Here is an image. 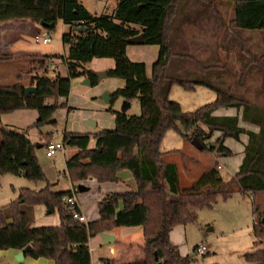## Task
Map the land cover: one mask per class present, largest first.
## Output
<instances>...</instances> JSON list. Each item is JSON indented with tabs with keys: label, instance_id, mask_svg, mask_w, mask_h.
Wrapping results in <instances>:
<instances>
[{
	"label": "trees",
	"instance_id": "obj_1",
	"mask_svg": "<svg viewBox=\"0 0 264 264\" xmlns=\"http://www.w3.org/2000/svg\"><path fill=\"white\" fill-rule=\"evenodd\" d=\"M228 1L233 5L231 31L239 35L232 48L239 56L241 80L247 72L255 70L260 74L264 87V51L253 52L241 39L246 31H258L264 35V0ZM181 10L180 0H117L110 14L98 15L89 12L78 0H0V24L43 21L51 24L46 28L49 32L61 19L71 28L62 35L63 43L68 45L66 55H30L33 62L31 72L42 71L41 75L31 77L30 85L35 87L33 92L24 93V86L17 82L0 84V115L20 109L37 112L36 120L27 129L16 130L0 122V174L9 173L32 181L45 180L35 155L37 146L30 139L28 130L55 123L53 113L65 106L60 99L68 96L71 79L84 76L91 86L97 83L94 72L86 66L91 59L112 58L114 66L107 71V76L124 80V86L110 94L108 111L115 115V127L104 128L94 134L62 132L63 144L77 149L66 160L67 176L75 185L74 191L78 192L80 182L91 176L113 179V174L101 169L94 173V170L101 164L121 161V167L130 170L135 178L148 181L151 190L161 193L160 228L147 237L146 242L153 250L156 245L163 244L173 264H190L191 259L188 255L182 256L170 243L169 222L174 219L182 224L193 222L198 209L212 207L218 197L225 199L237 191L250 197L254 217L251 234L255 248L244 253V257L263 264L264 246L259 245L264 244V206L257 197L264 192V105L250 102L223 84H215L206 75L213 68L209 64L201 66L204 71L201 76L183 70L182 62L188 54L177 39L180 27L171 24ZM81 27L82 30L79 29ZM139 34L143 36V44L158 46L157 57L149 72L146 63L132 61L126 54L127 45L132 44L131 39ZM54 57L65 64V76L59 73L48 75V62ZM173 84L187 90L203 85L213 89L216 97L194 111H184L178 102L169 99ZM117 99L136 102L139 114L129 115L127 111L114 109ZM222 107L240 110V119L256 126L257 131L239 126L237 115L215 116L214 111ZM178 125L184 132L179 131ZM168 129H176L185 139H196L201 149H210L222 156L232 155L223 139L239 140L240 135L246 134L248 139L238 170L224 179L215 162L189 187H181L178 166L166 159L170 154L181 152L160 149ZM216 131L220 135L214 143L209 148L203 145V141ZM39 134L44 146L51 142L52 133ZM91 139L94 146L90 148ZM50 186L48 183L39 190L19 187L16 198L0 206V249H16L23 256L34 259H52L54 264H91L88 241L101 231L98 222H82L74 218L72 209L62 200L73 191H52ZM123 195L127 194L105 196L100 202V218L107 219L113 214L116 227L147 223L149 214L146 206L133 197L128 208L117 209V198ZM39 204L49 212L57 210L60 223L33 226L32 209ZM169 204L179 206L177 218L169 212ZM27 246H30L29 250H24ZM145 250L143 248V252ZM100 264H146V261L136 259L122 263L104 257Z\"/></svg>",
	"mask_w": 264,
	"mask_h": 264
},
{
	"label": "rangeland",
	"instance_id": "obj_2",
	"mask_svg": "<svg viewBox=\"0 0 264 264\" xmlns=\"http://www.w3.org/2000/svg\"><path fill=\"white\" fill-rule=\"evenodd\" d=\"M78 1L89 12L97 15L110 14L117 3V0ZM180 3L183 5V10L174 16L171 24L180 27V37L177 39H180V44H182L185 52L188 54V58H185L182 62L183 70L187 73H196L198 76H201L204 74L201 66L209 64L213 68L210 69L211 73L207 72L206 75L215 84L221 86L223 84L231 92L243 96L250 102L264 105V87L260 74L252 70L245 74L244 80H241L242 74L239 56L236 49L232 48V43L234 46L239 37V35L232 34L231 31L233 30L230 24L233 16L232 2L228 0H180ZM22 27L30 28L27 40L29 52L24 57L0 61V75H4L8 79L17 73L22 74V77L27 78V80L31 79L33 75H41L40 70L31 72L33 62L30 55H62L68 48V45L62 41V35L69 32L71 28L61 19H58L54 28L49 31L51 40L47 43L35 39L37 33L42 32L44 29L39 23L29 22L24 23V25L20 24L19 28ZM241 37L244 44L253 52L260 53L264 51V35L262 33L258 31H246L243 32ZM132 46L133 48H137V50L139 49L137 57H134L135 59L144 60L147 63L155 60L156 56L153 50L157 47L156 45L133 43ZM50 64H53L55 67L56 64H62V61L60 58L54 57L49 60L48 65ZM49 69V76H54L57 73L53 71L54 68ZM5 81L6 83H10L7 82L10 80ZM215 97L216 92L203 85H196L193 90H187L178 84H173L169 92V99L178 102L184 111H194L198 107L212 102ZM115 104L116 102H114L113 108ZM222 110L224 111L214 113V115L232 113L229 107H224ZM127 113L129 115L139 114V107L136 102L131 103ZM15 114L22 115L16 117ZM7 116L6 121L11 124L10 127L16 130H23L27 129L36 120L37 113L35 110H26L14 112ZM201 126L207 131L205 126ZM178 128L179 131L184 132L180 125H178ZM63 129L64 123L56 120L54 124L49 122L41 125L39 129L32 127L28 130V134L32 138L36 134H39V131L42 133L50 131L49 133H54L52 134L51 142H59L62 140ZM179 131L168 129L163 135L160 149L163 151L178 150L181 152L180 154L176 153L166 156L168 161L174 162L178 166L181 187H189L202 172L208 170L215 162L224 164L225 168L229 167L227 156L218 155L216 151L210 149H200L192 143V140L185 139ZM216 135L217 133L213 132L210 138L203 141V145L209 148V145L214 143ZM239 144V140L233 138H226L224 143V145L232 150L237 149ZM37 149H39L41 161H43V158L47 160L53 158L45 156L44 148ZM55 156L59 158L58 161H61V165L56 166V169L61 171L65 168L63 167L61 153L58 152ZM225 168L219 169V171L224 179H228L231 174L230 172L227 173ZM45 184L44 180L32 181L9 173L0 174V206L16 198L18 187L39 190ZM157 193L160 195L162 204V195L160 192ZM91 194L92 191L85 192L81 197L85 200L82 203L91 207L89 212L94 209V198L91 197ZM257 200L264 206V192L257 197ZM251 205L249 196H242L236 191L228 198L218 197L212 207L198 209L196 220L182 225L181 243L185 246L181 248V252L184 253V256L188 255L190 257V264H257L256 262L246 260L244 257V253L255 248L254 239L251 234L254 220ZM55 216L56 213L52 216L49 215V218H56ZM152 217L149 216V221ZM156 219L160 220L159 215L156 216ZM47 221L50 220L48 219ZM32 225L35 226L34 218ZM98 227L99 229H104L106 228V224L98 225ZM135 236L136 241L140 242L139 233ZM201 244L206 247L205 253H195L193 247ZM101 245L102 251H99L97 248H93L92 250L91 257L93 264H97L99 256H110L111 252L109 248L118 246V242L114 244L101 243ZM259 246L263 247L264 244ZM144 247L141 246L139 248L141 254V250ZM151 247L150 245L144 249H146L145 251H150L149 255L153 257L152 253L155 249H150ZM160 260L162 261L163 259L160 258ZM171 262L172 257L168 254V259L162 262V264H171Z\"/></svg>",
	"mask_w": 264,
	"mask_h": 264
},
{
	"label": "crops",
	"instance_id": "obj_3",
	"mask_svg": "<svg viewBox=\"0 0 264 264\" xmlns=\"http://www.w3.org/2000/svg\"><path fill=\"white\" fill-rule=\"evenodd\" d=\"M30 21H17V22H6L0 24V61L4 59H14L20 58L23 54H28V32L30 28H19V25L24 23H29ZM9 24V25H5ZM139 50V49H138ZM137 48H133L132 44L127 45L126 54L128 58L132 61H142L146 63L148 67V72L150 70L151 63H147L144 60H137L134 57H137L138 54ZM155 56L157 57L158 46L153 50ZM67 51L63 52L62 55H66ZM133 56V57H132ZM156 59V58H155ZM94 74L96 72H106V76L102 77L100 80L97 78V83L93 86L90 84H84V80L86 77H76L71 79L70 91L66 98L60 99V101L65 102V106L58 108L53 113L52 119L54 121L60 120L64 123L63 131H72L76 133H89L94 134L101 129L104 128H113L115 127V115L108 111L109 102L106 103L102 96L104 93H108L109 95L118 88L124 86V80L121 78L108 77L107 71L114 66V60L109 57H101V58H93L91 59L87 65ZM53 71L59 73L61 76H65L66 66L65 64H56ZM96 76V75H95ZM97 77V76H96ZM5 80H10L6 83ZM30 78H23L22 74L17 73L8 79L4 77V75H0V84L6 85L11 83H20L24 87L31 86ZM122 99H117L115 102V109H119L120 103ZM131 106V105H130ZM222 108H218L214 111V113L224 111ZM230 108V107H229ZM32 109H20L12 111L8 114L0 115V122L4 125L11 126L10 123H7V115H11V113L18 111H26ZM232 110L231 114L224 115H215V116H234L237 115L240 119V110L235 108H230ZM229 110V111H230ZM37 113V112H36ZM213 113V114H214ZM22 114H15L16 117H20ZM12 117V116H11ZM9 122V121H8ZM239 126L252 131H257V127L251 125L249 123L243 122L241 119L239 120ZM41 131H39L40 133ZM50 131L46 132L49 133ZM58 132V131H56ZM217 137L220 135L217 132ZM52 134H54L52 132ZM240 135L238 148L232 150V155L227 156V160L229 163V167L225 168L224 164H218L219 169L225 168L226 172H230V176L234 175L238 170V167L243 158V149L244 145L247 143V135ZM244 137V138H242ZM33 138V139H32ZM30 138L35 144V155L38 160L39 165L41 166L44 176L45 183L50 184V188L52 191H73L74 195L79 204L80 212L84 215L85 221H97L98 225L106 224V228L101 229V231L90 237L88 241L89 251H90V259L91 264H93V259L91 257V253L93 248H97L99 251H102L101 243H104V240L100 233L105 232L112 234L114 236V241L118 242V246H112L109 248L111 252L110 256H99L97 260V264H100V259L104 257H110L118 260L119 262H131L136 259L145 260L146 264H157L159 262L166 261L168 259V253L165 250L163 244H158L155 246V251L157 252L158 258H154V252L152 253L153 257H150V251L141 250L140 253L139 248L141 246L148 247L149 244L146 242L147 237L155 234L157 230L160 228V220L156 219V216L160 214L161 210V199L160 195L157 192H153L150 190V185L148 181H144L138 178H135L131 171L127 168L121 167V161H116L112 163H104L99 165L94 173L98 170H103L110 174L115 175L113 179H99L94 176L89 177L88 179L80 182V184L84 185L87 189L84 191L75 192L74 183L67 176L66 172V160L69 156H71L74 152H76V148L69 147L64 145L63 150L56 151L52 156L48 157L52 159H44L41 161L39 155V149L44 148L43 139L40 137V134H36L34 137ZM225 139H223V143H225ZM60 142V141H59ZM94 146V140L91 139L89 143V147ZM229 148V147H228ZM58 152L61 153L63 167L61 171L56 169V166L61 165V161H58V157L55 156ZM233 159V160H232ZM60 162V163H59ZM179 171V170H178ZM180 181V177H179ZM45 184V186H46ZM19 188V187H18ZM43 188V187H42ZM34 190V189H33ZM92 191L91 197L94 198L93 208L91 212H89L90 208L86 204H83L85 200H83L82 194L85 192ZM109 194H127L122 197L117 198V209L125 210L129 207L130 199L133 197L134 200L143 203L148 211L149 216H153L150 221L148 220L142 226H119L116 227L114 225V215L111 214L107 219H101L99 215V207L101 200L109 195ZM13 200V199H12ZM83 202V203H82ZM121 204V205H120ZM169 212L174 215L176 218L180 214V208L177 204H169L167 206ZM56 213V218H49V215L52 216ZM32 214L34 218L35 226H47V225H58L60 223L59 214L57 210L53 212H49L44 205H35L32 209ZM50 221H47V220ZM182 222L177 219L169 222L170 230L168 233V239L171 244L175 245L178 248L179 253L184 256V253L181 252V248L185 245L181 243V233L183 230ZM139 233V237L141 238L140 242L136 241V234ZM119 238V240H118ZM94 242V247H93ZM107 244V243H105ZM109 244V243H108ZM198 246V245H196ZM193 247L194 248L196 247ZM144 247V248H145ZM19 250L16 249H0V264H54L52 259L47 258H31L29 256H22V260L18 261L15 259L17 252ZM205 253V252H204ZM203 253V254H204ZM160 258L163 260L161 261ZM173 264V260L171 262Z\"/></svg>",
	"mask_w": 264,
	"mask_h": 264
},
{
	"label": "water",
	"instance_id": "obj_4",
	"mask_svg": "<svg viewBox=\"0 0 264 264\" xmlns=\"http://www.w3.org/2000/svg\"><path fill=\"white\" fill-rule=\"evenodd\" d=\"M39 24H40L43 28H49V27H51V24L45 23V22H43V21H40ZM79 29L82 30L83 28L81 27V28H79ZM131 42H132V44H133V43H139V44L143 43V36H142V34H139V35L133 37V38L131 39ZM95 75H96L97 78L100 80L102 77L106 76V72H96ZM83 83L86 84V85H88V84H89V80L86 78V79L84 80ZM34 89H35L34 86H26V87L23 88V91H24V93H30V92H33ZM102 97H103V100H104L106 103L109 102V100H110V95H109L107 92L104 93ZM130 105H131V103H130L129 101H127V100H122L121 103H120L119 110H120L121 112H126V111L130 108ZM192 143H193L195 146H197V147H199V148L201 149V146H200L199 143L196 141V139L193 138V139H192ZM77 189H78L79 191H84V190H86L87 188H86L84 185L79 184V185L77 186ZM100 235L102 236V238H103V240H104V243H107V244H108V243H109V244L113 243V241H114V236H113V235H111V234H109V233H105V232L100 233ZM29 248H30V246H27L26 248H24V250H29ZM22 256H23V255H22V252H21V251H18V252H17V255H16V257H15V259L18 260V261H21V260H22ZM154 258H155V259L158 258V256H157V252H154ZM157 264H160V263L157 262Z\"/></svg>",
	"mask_w": 264,
	"mask_h": 264
},
{
	"label": "built area",
	"instance_id": "obj_5",
	"mask_svg": "<svg viewBox=\"0 0 264 264\" xmlns=\"http://www.w3.org/2000/svg\"><path fill=\"white\" fill-rule=\"evenodd\" d=\"M35 39L41 40L43 43H47L51 40V38L49 36V32L47 31L46 28H44L42 32L37 33V35L35 36ZM49 68H54V65L50 64ZM41 72L42 71L40 70V73ZM63 148H64V144L62 141L50 142L44 147L45 155L50 157L56 151L63 150ZM219 167L220 166H218V168ZM62 200L65 201L69 205V207L72 209L74 218L78 219L79 221L86 222L84 215L81 214V212H80L78 201H77L76 196L74 195L73 192L70 195L63 196ZM255 222H257V220ZM205 251H206V247L203 244L198 245L197 248L195 249V253H198V254H203Z\"/></svg>",
	"mask_w": 264,
	"mask_h": 264
}]
</instances>
